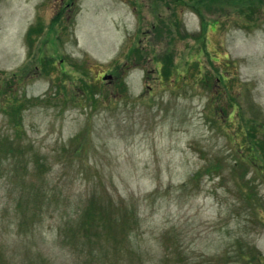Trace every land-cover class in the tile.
Returning a JSON list of instances; mask_svg holds the SVG:
<instances>
[{
	"label": "rangeland",
	"instance_id": "374dc122",
	"mask_svg": "<svg viewBox=\"0 0 264 264\" xmlns=\"http://www.w3.org/2000/svg\"><path fill=\"white\" fill-rule=\"evenodd\" d=\"M187 3L0 0V264H264V0Z\"/></svg>",
	"mask_w": 264,
	"mask_h": 264
},
{
	"label": "trees",
	"instance_id": "16d2710c",
	"mask_svg": "<svg viewBox=\"0 0 264 264\" xmlns=\"http://www.w3.org/2000/svg\"><path fill=\"white\" fill-rule=\"evenodd\" d=\"M179 1H180V4L186 3V6L188 5V3H187L188 0H179ZM193 7L196 8L197 6L193 5ZM197 12L199 13V11H197ZM199 15H200V13H199ZM200 17H201V25H202L201 34H203V30L205 31L207 21H205L201 15H200ZM200 53H201V51H200ZM194 62H196L195 66L198 67V65H197L198 61H194ZM91 99H93V102L98 103L100 101H103L104 97H102V95L100 94L97 98L91 97ZM91 99L89 98V100H91ZM236 122H237V124H236V128L234 131L237 135V137H236L237 141L234 142V146H236V149L234 151V163L236 164L237 167H245V170H247L246 167L253 166L254 170L257 173V171L261 168V166L257 165L256 162L251 159V151H253V152L258 151V153L260 155V152H259L260 151V149H259L260 140L255 137V133L261 132V134H263L264 133V124H257V122L256 123H249L248 121L242 119L239 114H237ZM239 125L242 127L245 136L240 135ZM262 144H263V142L261 143V145ZM221 167H222V160H216L215 168L217 170H220ZM239 170L242 171V169H239ZM262 179L264 180V178H262ZM89 221H91V220H89ZM83 231H86V229L83 228Z\"/></svg>",
	"mask_w": 264,
	"mask_h": 264
}]
</instances>
